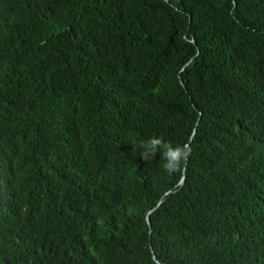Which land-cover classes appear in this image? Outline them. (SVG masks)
<instances>
[{
  "label": "trees",
  "instance_id": "16d2710c",
  "mask_svg": "<svg viewBox=\"0 0 264 264\" xmlns=\"http://www.w3.org/2000/svg\"><path fill=\"white\" fill-rule=\"evenodd\" d=\"M0 264H264V0H0Z\"/></svg>",
  "mask_w": 264,
  "mask_h": 264
},
{
  "label": "clouds",
  "instance_id": "9594fccd",
  "mask_svg": "<svg viewBox=\"0 0 264 264\" xmlns=\"http://www.w3.org/2000/svg\"><path fill=\"white\" fill-rule=\"evenodd\" d=\"M142 149L140 156L145 160H151L157 153L163 160V169L169 175L179 171L186 165L191 156L190 143H176L164 140L160 136H152L140 143Z\"/></svg>",
  "mask_w": 264,
  "mask_h": 264
},
{
  "label": "water",
  "instance_id": "95a60500",
  "mask_svg": "<svg viewBox=\"0 0 264 264\" xmlns=\"http://www.w3.org/2000/svg\"><path fill=\"white\" fill-rule=\"evenodd\" d=\"M147 222H148V224H149V219H147Z\"/></svg>",
  "mask_w": 264,
  "mask_h": 264
}]
</instances>
